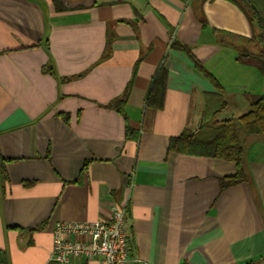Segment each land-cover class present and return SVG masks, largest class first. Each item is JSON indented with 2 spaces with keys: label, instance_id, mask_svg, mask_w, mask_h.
I'll use <instances>...</instances> for the list:
<instances>
[{
  "label": "crops",
  "instance_id": "crops-1",
  "mask_svg": "<svg viewBox=\"0 0 264 264\" xmlns=\"http://www.w3.org/2000/svg\"><path fill=\"white\" fill-rule=\"evenodd\" d=\"M254 33L230 0H0L8 264H59L55 225L109 219L113 205L125 208L127 264H264V136L241 138L246 177L227 186L238 163L169 148L213 98L229 103L219 120H236L264 94ZM161 67L163 106L151 108Z\"/></svg>",
  "mask_w": 264,
  "mask_h": 264
},
{
  "label": "trees",
  "instance_id": "trees-1",
  "mask_svg": "<svg viewBox=\"0 0 264 264\" xmlns=\"http://www.w3.org/2000/svg\"><path fill=\"white\" fill-rule=\"evenodd\" d=\"M238 5L248 16L253 26L254 39L264 43V0H230ZM185 50L191 57V50L184 45H175ZM239 60L250 62L252 55L240 54ZM256 63L261 69L264 68V59L258 55ZM197 66L199 61L194 59ZM167 85V71L164 67L159 69L147 98V105L151 108H161L163 106L165 90ZM249 110L238 118L241 126L249 136H264V94H250ZM213 98L207 102L204 111V121L201 126L193 131L185 128L178 136L172 137L170 150L184 152L188 154L204 155L209 157L223 158L234 161L238 166L235 175L223 180V185H232L245 180V157L247 145L239 137L235 126V119L219 120L221 112L228 108L229 103L225 99ZM125 102V99L120 100ZM118 105H120L118 103ZM122 110V106L120 107ZM0 264H8L7 253L0 249Z\"/></svg>",
  "mask_w": 264,
  "mask_h": 264
},
{
  "label": "built area",
  "instance_id": "built-area-1",
  "mask_svg": "<svg viewBox=\"0 0 264 264\" xmlns=\"http://www.w3.org/2000/svg\"><path fill=\"white\" fill-rule=\"evenodd\" d=\"M131 241L125 208L113 205L109 219L57 223L51 259L59 264H69L75 257L96 259L98 264H127Z\"/></svg>",
  "mask_w": 264,
  "mask_h": 264
},
{
  "label": "rangeland",
  "instance_id": "rangeland-1",
  "mask_svg": "<svg viewBox=\"0 0 264 264\" xmlns=\"http://www.w3.org/2000/svg\"><path fill=\"white\" fill-rule=\"evenodd\" d=\"M235 126H236L237 132L239 134V137L243 138V136L246 135V132H245L244 128L241 126V123L238 121V119L235 120Z\"/></svg>",
  "mask_w": 264,
  "mask_h": 264
}]
</instances>
